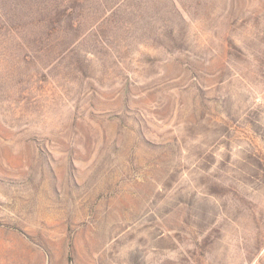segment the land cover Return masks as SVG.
<instances>
[{
  "label": "rangeland",
  "instance_id": "obj_1",
  "mask_svg": "<svg viewBox=\"0 0 264 264\" xmlns=\"http://www.w3.org/2000/svg\"><path fill=\"white\" fill-rule=\"evenodd\" d=\"M0 264H264V0H0Z\"/></svg>",
  "mask_w": 264,
  "mask_h": 264
}]
</instances>
